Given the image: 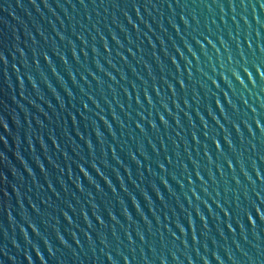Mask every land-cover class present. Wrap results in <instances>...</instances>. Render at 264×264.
I'll return each instance as SVG.
<instances>
[{"label": "water", "instance_id": "1", "mask_svg": "<svg viewBox=\"0 0 264 264\" xmlns=\"http://www.w3.org/2000/svg\"><path fill=\"white\" fill-rule=\"evenodd\" d=\"M0 264H264V0H0Z\"/></svg>", "mask_w": 264, "mask_h": 264}]
</instances>
